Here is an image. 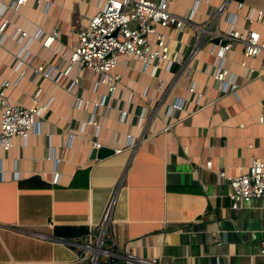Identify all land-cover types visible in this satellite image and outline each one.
<instances>
[{"label":"crops","instance_id":"1","mask_svg":"<svg viewBox=\"0 0 264 264\" xmlns=\"http://www.w3.org/2000/svg\"><path fill=\"white\" fill-rule=\"evenodd\" d=\"M236 1L199 0L192 20L223 30L231 13L259 7L263 10L260 21L246 25L237 16L235 22L241 31L254 29L264 40V0H240V11ZM190 5L191 0H171L167 7L184 15ZM18 8L9 10L14 22L8 19L5 28L3 42L9 45L0 44V76L9 80L15 76L12 54L17 43L9 37L12 24L30 30L56 28L57 51L32 41L25 60L31 65L51 63L60 74L54 83L27 69L6 90L9 101L18 104H27L37 88L38 99L49 100L37 117L39 133H30L23 141L13 137L8 150L1 153L0 264H91V260L96 264L104 259L112 264L113 259L123 261V250L134 258L153 259L152 264H264V252H260L264 198L253 197L230 207L227 183L216 174L217 169L234 174L253 157L264 160V62L259 57L245 59L256 69L249 74L239 65L241 46L232 45L224 64L238 87L235 95L220 94L210 76L205 35L200 34L199 49L188 59L195 30L188 25L179 31L166 27L162 31L169 54L180 58L168 68L156 69L160 88H155L154 77L141 71L135 59L119 55L116 69L121 76L109 95L101 84L91 89L92 72L67 61L75 31L91 13L89 2L74 0L63 7L53 0L47 5L27 0ZM72 78L76 81L64 91ZM190 81L200 93L197 98L186 89ZM101 95L103 103L93 108L92 119L98 124L93 136L86 119L91 102ZM75 96L82 99L78 107H74ZM175 99L181 107L165 112L167 103ZM120 110L125 111L123 120L118 118ZM66 132L74 134L68 146ZM127 133L132 143L124 144ZM93 139L99 143L96 147L110 152L89 158ZM48 148L55 160L45 157ZM12 167L15 178L10 176ZM53 171L56 181H51ZM31 175L46 185L17 186L18 180ZM112 193L111 231L103 239L111 236L113 244L99 250L96 223ZM54 227L87 231L62 235Z\"/></svg>","mask_w":264,"mask_h":264},{"label":"built area","instance_id":"2","mask_svg":"<svg viewBox=\"0 0 264 264\" xmlns=\"http://www.w3.org/2000/svg\"><path fill=\"white\" fill-rule=\"evenodd\" d=\"M27 0H6L0 1V44L6 37L5 28L9 24L5 16L6 10L16 11L20 5ZM41 1L47 5L50 0ZM171 0H95L93 11L88 15L86 22L78 27L75 31V40L71 46V54L67 61L73 64L76 69L86 68L92 72L91 89L95 90L98 85H103L109 95L116 88L120 73L116 69L117 57L119 55L129 56L135 59L140 65L141 71H146L155 79V88L161 86V77L156 75L155 71L160 66L168 68L172 60L179 61L180 56L169 54L166 45V35L163 28L171 27L176 31L181 30L184 26L192 27L194 37L190 43L187 52L188 59L193 57L199 49L200 34L205 35V51L211 55V72L210 76L216 81L217 90L220 94L229 93L235 95L237 83L233 80L232 72L225 66L226 53L232 45L241 46V58L239 65L245 67L248 73L255 72V68L246 64L245 59L259 57L264 62V40L260 38L258 32L247 27L241 31L238 28L235 17H241L246 25L251 22L260 21L263 10L259 7L247 6L244 12L231 13L226 17L227 25L223 30L210 29L203 25H196L192 20V11L199 0H191L189 10L184 15H177L168 9V2ZM235 6L240 11L243 3L236 1ZM221 5L216 8L220 11ZM58 31L55 27L44 30L41 27H35L31 31L20 26L12 24L9 37L17 43V48L13 52L12 70L15 76L12 80L0 76V181L4 179L3 168L1 166V153L8 150L12 144V138L18 137L21 141L30 133H39V120L42 111L47 107L49 97L45 101H40L37 97L39 88L30 95L27 104H18L11 102L7 96V88L14 86L16 81L24 75L27 69L37 75L56 82L60 71L51 63L38 62L33 65L27 63L26 55L28 45L32 41H37L42 47L57 51L59 43L55 42ZM55 46V47H54ZM186 65V63H184ZM187 71L190 69L186 65ZM257 73H254L256 75ZM76 81V78L70 79L63 86L64 91H68L70 86ZM186 89L194 91L192 81L189 82ZM195 98L200 93L194 91ZM103 95L96 101L91 102V110L86 119L87 123L93 127V136L96 134L98 124L92 119L93 108L103 103ZM82 99L79 96L74 97V107L81 105ZM181 101L175 99L167 103L165 112L171 107H181ZM125 111L120 110L118 118L123 120ZM142 113L137 115L139 122ZM257 119L260 121L261 116ZM74 134L66 132L65 146H68ZM132 143L131 136L125 134L124 144ZM92 146H98V142L93 139ZM115 150H118L116 148ZM46 158L55 160L51 149H47ZM209 166V161H205ZM216 174L219 178L226 181L228 189L226 197L230 207H236L239 203L253 197L264 198V160L259 157H253L248 164L239 168L234 174H225L222 170L217 169ZM11 178H15L16 170L14 167L10 170ZM57 172L53 171L51 181H56ZM112 195L108 197L103 207L100 219L97 221V249H101L102 240L107 239L113 244V238H104L105 232L110 235L109 229V211L112 202ZM108 229V230H107ZM260 252H264V240L260 242ZM121 258L124 264H134L135 261L144 264H152L153 259L143 260L134 258V256L123 250ZM93 261L91 260V264Z\"/></svg>","mask_w":264,"mask_h":264},{"label":"trees","instance_id":"3","mask_svg":"<svg viewBox=\"0 0 264 264\" xmlns=\"http://www.w3.org/2000/svg\"><path fill=\"white\" fill-rule=\"evenodd\" d=\"M237 1H240V0H237ZM45 185H46V182H44L42 179H40L36 175H31L27 178H23V179L17 181V186H19V187H41V186H45ZM53 230L55 233L62 234V235L63 234H65V235L84 234L87 231L85 228H80L77 230H71L70 227H54ZM108 243L109 242L107 240H105V239L102 240L101 247H103V248L107 247ZM110 262L112 264H124L123 261L120 259H113L112 261L110 260ZM95 263L96 264H108L106 259H104L103 261L97 260Z\"/></svg>","mask_w":264,"mask_h":264},{"label":"rangeland","instance_id":"4","mask_svg":"<svg viewBox=\"0 0 264 264\" xmlns=\"http://www.w3.org/2000/svg\"><path fill=\"white\" fill-rule=\"evenodd\" d=\"M53 1H55L56 3H58V4H63V7H68L70 4H71V2L72 3H74V0H53ZM83 2L85 3V2H89L90 3V8H89V10H88V12L90 13V12H92L93 11V4H94V2H95V0H83ZM19 9V8H18ZM10 11L9 10H6L5 11V16L9 19V20H11V21H13L14 20V18H13V16H14V14H13V12L12 13H9ZM14 22V21H13ZM17 22V21H16ZM28 31H31L30 29H27ZM1 45H5V46H8L9 44L7 43V41H5V42H3ZM206 47V45H204V48ZM0 54H1V49H0ZM99 257H101V256H99Z\"/></svg>","mask_w":264,"mask_h":264},{"label":"water","instance_id":"5","mask_svg":"<svg viewBox=\"0 0 264 264\" xmlns=\"http://www.w3.org/2000/svg\"><path fill=\"white\" fill-rule=\"evenodd\" d=\"M109 152H110L109 149L103 148V147H101V146H99V147H94V146H92V147L90 148V150H89V155H88V157H89V158H93V157H97V158H99V157H102V156L108 154Z\"/></svg>","mask_w":264,"mask_h":264}]
</instances>
